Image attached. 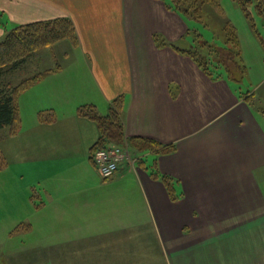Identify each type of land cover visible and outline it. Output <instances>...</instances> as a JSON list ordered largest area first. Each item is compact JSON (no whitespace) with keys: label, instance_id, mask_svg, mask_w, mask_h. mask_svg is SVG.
I'll return each mask as SVG.
<instances>
[{"label":"crops","instance_id":"obj_1","mask_svg":"<svg viewBox=\"0 0 264 264\" xmlns=\"http://www.w3.org/2000/svg\"><path fill=\"white\" fill-rule=\"evenodd\" d=\"M169 2L0 0V39L10 23L57 18L71 19L79 38L55 44L60 60L19 96L18 130H0L6 264H264V110L251 101L259 96L157 46L160 34L193 47L189 18ZM118 97L128 138L173 150L133 152L143 164L123 162L104 179L91 159L99 127L80 108L107 115Z\"/></svg>","mask_w":264,"mask_h":264},{"label":"trees","instance_id":"obj_2","mask_svg":"<svg viewBox=\"0 0 264 264\" xmlns=\"http://www.w3.org/2000/svg\"><path fill=\"white\" fill-rule=\"evenodd\" d=\"M243 9L246 16L251 19V14L248 10L250 0H235ZM210 4L217 12L224 14L221 0H170L167 4L169 9L177 11L188 18H202L203 6ZM264 15L263 12L260 11ZM0 25L3 21L0 19ZM254 25V23H253ZM226 31L225 47L214 48L208 44L207 54L204 55L200 45L195 49L189 48L182 50L173 43L167 40L160 34L155 35V42L158 47L170 45L178 51L185 53L191 57L199 67L207 75H213L214 70L211 68L212 61L209 60L215 53L224 54V61L218 60V68H224L225 75L239 83L243 81L247 73V65L244 63L241 45L238 37V32L233 24H229ZM190 34H195L194 41L197 43V35L195 30H190ZM68 39L73 45H79L75 25L69 18H57L52 20L31 22L23 25H18L0 40V130L9 128L12 133H15L21 123L20 108L18 99L20 94L29 88L35 81L42 77L38 74L32 78H27L12 87V83L7 81L9 74L19 65H23L27 58L35 54L38 50L51 47L54 44ZM220 58V57H219ZM230 62L231 64H229ZM213 65H215L213 63ZM5 70V72L3 71ZM123 109V99L118 97L112 102L109 113L107 115L96 114L92 106H83L80 108L81 115L88 116L93 119L100 130L98 141L92 147V154L101 149H107L113 145L121 146L129 141L138 152L159 151L160 153H169L173 147L162 146L159 142L149 138L132 137L128 138L125 134L124 123L121 118ZM137 142L139 144H135ZM92 161L93 158L91 157ZM94 163V162H93ZM95 164V163H94ZM6 165L4 157L0 151V170ZM158 172H153V177H158ZM163 183L172 192V187L175 186L169 176H161ZM173 198H178L175 194Z\"/></svg>","mask_w":264,"mask_h":264},{"label":"rangeland","instance_id":"obj_3","mask_svg":"<svg viewBox=\"0 0 264 264\" xmlns=\"http://www.w3.org/2000/svg\"><path fill=\"white\" fill-rule=\"evenodd\" d=\"M248 4V10L251 14V19H249L245 12L243 11L242 7L235 1V0H221L222 7L224 9V14H220L216 11V9L207 4L203 6L202 10V18H189L187 21L191 29L196 31V34L201 35L197 36L196 40L197 43L194 41L192 42L191 46L193 45L192 49H195L198 45L202 46L201 50L204 55L207 54L208 51V44L213 46L214 48H224L226 42V31L228 25L231 23L233 24L239 35L241 36V40L244 44L245 53L248 54L249 57V64L250 68V76H246L244 81L238 83V86L244 91L247 92L248 90H252V92L256 93V96H259V99L252 97L253 105L255 108H260L264 110V15L260 13L264 10V0H250ZM254 23V25H253ZM17 24L10 23V29L16 27ZM75 25V24H74ZM4 29V28H2ZM4 31H6L4 29ZM9 32V31H7ZM5 35L1 38L3 39ZM238 35V37H239ZM78 37V35H77ZM195 37V34L192 33L186 36L185 39V47L187 42L191 43L192 38ZM0 39V40H1ZM68 40V39H64ZM63 41V40H62ZM71 41V40H69ZM240 41V40H239ZM241 45V42H240ZM54 46L45 47L38 50L35 54L29 56L27 61L21 66H17L9 76L7 77V81L12 83V87L16 84H19L21 81L32 78L38 74H42V76L46 75L50 70H53V66L57 63L53 60H60L59 55L57 56V51H54ZM199 47V46H198ZM242 49V45H241ZM242 51V50H241ZM259 54L261 56H259ZM56 55V56H55ZM259 56V58H258ZM220 57V58H219ZM224 54L220 55L219 53H215L211 59V68L214 72L218 73L221 71L222 74H225L224 68H218V60L221 62L224 61L223 59ZM251 60V61H250ZM261 60L263 63H261ZM213 63L215 65H213ZM231 64L230 62H228ZM5 72V70H3ZM247 93L244 94L246 96ZM260 98H262L260 100ZM100 111V110H99ZM96 114H100L98 110H96ZM3 133V132H2ZM135 144H139L134 142ZM116 146V145H113ZM122 147L126 148L133 154L135 163H142L144 162V158L139 161L133 152L138 153L139 150L137 147L134 148L129 141L121 145ZM138 149V150H137ZM147 152H140L142 155H146ZM150 157V164L153 163L154 157ZM132 159L125 160V163H131ZM143 164V163H142ZM126 166H123L125 168ZM122 168V169H123ZM127 168V167H126ZM22 239V237H18ZM0 264H6V261L1 258V251H0Z\"/></svg>","mask_w":264,"mask_h":264},{"label":"built area","instance_id":"obj_4","mask_svg":"<svg viewBox=\"0 0 264 264\" xmlns=\"http://www.w3.org/2000/svg\"><path fill=\"white\" fill-rule=\"evenodd\" d=\"M92 158L104 179L113 177L118 171L120 164L127 159H132L133 161L131 162L135 164L133 154L122 146H111L107 149L97 150L92 154Z\"/></svg>","mask_w":264,"mask_h":264}]
</instances>
